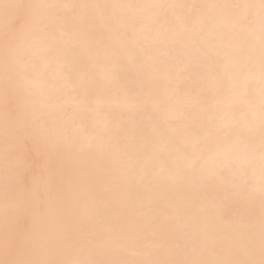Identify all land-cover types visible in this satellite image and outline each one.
<instances>
[{
	"label": "snow or ice",
	"instance_id": "1",
	"mask_svg": "<svg viewBox=\"0 0 264 264\" xmlns=\"http://www.w3.org/2000/svg\"><path fill=\"white\" fill-rule=\"evenodd\" d=\"M41 7L39 19L23 17L11 33H29L15 77L41 126L82 155L90 187L122 195L131 225L149 222L155 235L182 214L198 219L164 196L150 199L148 190L235 188L255 177L246 149L257 121L264 149V39L257 74L251 52L228 35L230 19L210 15L215 0H167L164 16L139 23L106 17L95 0ZM260 160L264 185V150ZM214 208L218 221L234 211L226 198ZM83 214L104 222L92 201ZM142 235L127 237L131 251Z\"/></svg>",
	"mask_w": 264,
	"mask_h": 264
},
{
	"label": "clouds",
	"instance_id": "2",
	"mask_svg": "<svg viewBox=\"0 0 264 264\" xmlns=\"http://www.w3.org/2000/svg\"><path fill=\"white\" fill-rule=\"evenodd\" d=\"M44 2L0 0V264H264V185L259 179L264 149L259 122L246 149L255 177L238 181L235 188L178 185L163 193L148 190L145 195L150 199L164 196L198 214V219L194 223L182 214L164 226V234L155 235L149 222L131 225L122 195L90 187L93 178L82 155L61 134L41 126L33 101L15 77L17 54L29 33L14 37L11 33L23 17L39 19ZM95 2L105 8L106 17L136 23L168 12L167 0ZM215 3L210 15L230 19L228 35L242 43L244 55L251 52L249 66L259 74L264 0ZM255 103L259 109V96ZM239 131L248 135L243 128ZM69 168L74 174H66ZM224 198L234 211L229 219L218 221L214 202ZM89 201L104 214L103 223L83 214ZM134 232L144 234L136 241L135 252L127 239Z\"/></svg>",
	"mask_w": 264,
	"mask_h": 264
}]
</instances>
